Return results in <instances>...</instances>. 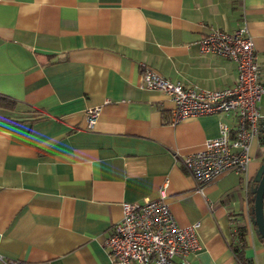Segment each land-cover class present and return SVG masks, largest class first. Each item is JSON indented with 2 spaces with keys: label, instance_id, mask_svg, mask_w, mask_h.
I'll return each mask as SVG.
<instances>
[{
  "label": "crops",
  "instance_id": "0c3cea01",
  "mask_svg": "<svg viewBox=\"0 0 264 264\" xmlns=\"http://www.w3.org/2000/svg\"><path fill=\"white\" fill-rule=\"evenodd\" d=\"M243 28L264 82V0H0V96L17 103L0 108V264H114L104 242L122 205L162 191L179 227L198 225L190 264H264L251 223L258 140L247 172L200 192L173 154L204 150L235 117L172 125L173 100L141 86L147 66L185 87H233L236 64L199 42Z\"/></svg>",
  "mask_w": 264,
  "mask_h": 264
},
{
  "label": "built area",
  "instance_id": "2783aa9c",
  "mask_svg": "<svg viewBox=\"0 0 264 264\" xmlns=\"http://www.w3.org/2000/svg\"><path fill=\"white\" fill-rule=\"evenodd\" d=\"M203 53L214 54L233 61L237 66V80L233 87L208 90L197 86L185 87L173 83L147 66L142 67L144 89L158 91L174 102L171 124L204 115L226 114L236 119L233 131L220 124L219 137L207 141L204 150L181 156L175 161L194 181L198 191L218 177L248 171L251 150L264 128L260 101L264 82L255 54V44L246 29L229 33L211 30L199 42ZM101 107L86 111L88 129H93L101 114ZM197 226L181 228L165 200L164 191L157 200L122 205V218L104 242L114 264H190V257L200 249ZM7 264H33L7 261Z\"/></svg>",
  "mask_w": 264,
  "mask_h": 264
},
{
  "label": "water",
  "instance_id": "95a60500",
  "mask_svg": "<svg viewBox=\"0 0 264 264\" xmlns=\"http://www.w3.org/2000/svg\"><path fill=\"white\" fill-rule=\"evenodd\" d=\"M250 193L254 202L251 223L255 227V233L264 241V164L252 180Z\"/></svg>",
  "mask_w": 264,
  "mask_h": 264
},
{
  "label": "trees",
  "instance_id": "16d2710c",
  "mask_svg": "<svg viewBox=\"0 0 264 264\" xmlns=\"http://www.w3.org/2000/svg\"><path fill=\"white\" fill-rule=\"evenodd\" d=\"M0 108H4V109H11V110H15L17 108V103L4 98L2 96H0ZM260 146H264V128L262 129L261 133H260ZM253 206H254V202H253ZM245 236H246V229L245 227H240L236 230V234H235V239H236V243H235V249L236 252L241 254V251L244 249L245 247ZM258 236V235H257ZM258 238L260 239V241L264 244V241L258 236ZM245 264H252L250 261L243 259Z\"/></svg>",
  "mask_w": 264,
  "mask_h": 264
},
{
  "label": "rangeland",
  "instance_id": "374dc122",
  "mask_svg": "<svg viewBox=\"0 0 264 264\" xmlns=\"http://www.w3.org/2000/svg\"><path fill=\"white\" fill-rule=\"evenodd\" d=\"M259 104H260V106L262 108L261 113H262V115H264V95L261 97V101H260ZM257 153L260 155V159L261 160L264 159V146H258ZM259 168H258V170H259Z\"/></svg>",
  "mask_w": 264,
  "mask_h": 264
},
{
  "label": "flooded vegetation",
  "instance_id": "af4514ba",
  "mask_svg": "<svg viewBox=\"0 0 264 264\" xmlns=\"http://www.w3.org/2000/svg\"><path fill=\"white\" fill-rule=\"evenodd\" d=\"M262 164H264V159H263V162H262Z\"/></svg>",
  "mask_w": 264,
  "mask_h": 264
}]
</instances>
